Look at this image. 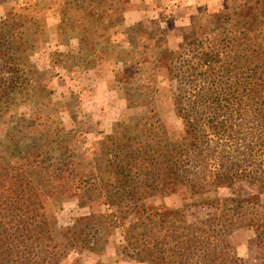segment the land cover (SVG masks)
<instances>
[{"label":"trees","instance_id":"1","mask_svg":"<svg viewBox=\"0 0 264 264\" xmlns=\"http://www.w3.org/2000/svg\"><path fill=\"white\" fill-rule=\"evenodd\" d=\"M130 2L63 0L61 34L81 35L87 42L95 37V26L115 28L125 22L124 7ZM226 2V10L214 19L193 25L197 47L187 50L180 45V66L168 62L181 81H192L190 94L195 95L177 102L178 114L185 123L190 155L200 151L202 139L234 148L245 124L256 143L244 157L264 168V0ZM92 50L103 55L98 48ZM14 74L18 77L10 88L25 89L28 82ZM197 81L204 85L199 87ZM51 94L49 89L45 92ZM117 127L106 138L105 150L91 161L79 136L65 134L60 126L12 128L8 142L0 141V264H60L70 253L102 257L118 232L122 236L118 256L144 264H234L235 256L224 240L242 228L252 230L254 243L264 247V214L259 216L258 211L264 192L262 172L244 164L232 174L215 169L217 189L246 179L256 193L246 198L205 197L200 182L192 179V158L180 146L139 143L132 151L139 137H128L119 132L121 125ZM21 135L40 139L23 149ZM177 194L185 199L180 208L154 204L157 197ZM64 195L107 210L61 227L56 212ZM196 208L205 215L191 218L189 212Z\"/></svg>","mask_w":264,"mask_h":264},{"label":"rangeland","instance_id":"2","mask_svg":"<svg viewBox=\"0 0 264 264\" xmlns=\"http://www.w3.org/2000/svg\"><path fill=\"white\" fill-rule=\"evenodd\" d=\"M62 1L0 0V141L8 142L12 128L49 130L60 126L65 134L79 136L83 152L91 155L87 161H91L105 150L106 138L121 125L119 132L133 139L139 137L132 151H137L139 143L152 144L154 148L162 143L165 148L180 146L185 156L190 155L177 102L185 95L191 99L195 96L190 94L192 81H181L176 76L178 70L170 71L168 62L180 66V45L187 50L197 47L193 25H204L226 10L227 0H131L124 7L129 15L127 24L123 22L115 28L97 25L95 37L87 42L81 35L61 34ZM31 18L34 19L28 23ZM92 48L103 53L101 58L100 52L94 54ZM230 49L229 46L227 51ZM14 72L28 82L25 89L10 88L18 77ZM196 85L204 84L197 81ZM48 89L52 91L50 96L45 95ZM242 126L234 148L202 139L200 151L190 155L192 179L200 182L205 197L246 198L256 193L246 179L235 182L232 188L217 189L213 183L215 169L232 174L234 168L244 164L262 172L264 179V168L244 157L256 138L249 126ZM20 139L25 149L40 138L21 135ZM260 202L259 216L264 214V192ZM184 203V197L177 194L157 197L154 204L180 208ZM106 210L64 195L56 216L61 227H68L76 218ZM205 213L201 208L189 212L191 218ZM255 238L252 230L244 228L226 236L224 243L235 256L234 264L264 261V247L257 246ZM121 243L118 232L110 238L104 256L70 253L60 264H97L100 260L108 264H144L118 256Z\"/></svg>","mask_w":264,"mask_h":264},{"label":"crops","instance_id":"3","mask_svg":"<svg viewBox=\"0 0 264 264\" xmlns=\"http://www.w3.org/2000/svg\"><path fill=\"white\" fill-rule=\"evenodd\" d=\"M128 17H129V15L128 14H126V20H125V23L127 24L128 23ZM139 17H141V15H139Z\"/></svg>","mask_w":264,"mask_h":264}]
</instances>
